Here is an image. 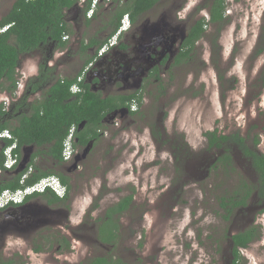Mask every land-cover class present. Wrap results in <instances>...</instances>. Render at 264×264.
I'll list each match as a JSON object with an SVG mask.
<instances>
[{"label": "rangeland", "instance_id": "obj_1", "mask_svg": "<svg viewBox=\"0 0 264 264\" xmlns=\"http://www.w3.org/2000/svg\"><path fill=\"white\" fill-rule=\"evenodd\" d=\"M13 2L0 0V18ZM100 8L104 20L107 12L103 4ZM81 14L76 5L66 13L70 28L79 23ZM225 16L221 26L208 24L189 56L172 69L170 82L167 74L162 78L168 85L164 94L148 88L139 116H123L117 124L110 123L72 172V202L77 210L73 218L80 217L90 194L99 189L98 205L102 206L133 194L130 208L120 216L119 241L108 255L122 257L129 264L230 262L227 235L246 219L242 221L240 212L236 219H227L219 196H228L239 182H254L256 172L234 143L229 144L232 169L215 168L214 158L222 150L207 149L204 133H239L249 148L264 153V0H229ZM203 17L208 18L205 12ZM92 23L90 31H99L96 20ZM81 29L83 39L87 28L81 24L78 33ZM76 37L67 42L69 49L52 51L48 76H73L70 56ZM61 52L64 59L55 64ZM40 57L39 50L20 55L19 81L37 73ZM85 176L91 188H79L85 185ZM260 221L257 240L240 249V264H264V217ZM40 237H33V246ZM86 249L76 242L67 255L51 247L36 252L20 236L0 240V258L12 259L13 264H78L89 257Z\"/></svg>", "mask_w": 264, "mask_h": 264}, {"label": "flooded vegetation", "instance_id": "obj_2", "mask_svg": "<svg viewBox=\"0 0 264 264\" xmlns=\"http://www.w3.org/2000/svg\"><path fill=\"white\" fill-rule=\"evenodd\" d=\"M147 1V7L138 11V6L135 5L134 0H99L96 9L90 17L87 16V12L84 10L86 0L82 4L78 2L76 6L78 9H81L82 14L79 16V23H73L72 28L67 23L66 13L70 12L75 5L73 4L65 8L64 19L68 26V31L62 36L65 45L61 46L58 40L40 43L38 48L31 51L39 50L43 55L38 62L37 73L33 72L26 80L21 78L19 81L17 79V86L13 92L5 90L3 91L4 93L0 92L5 96L1 99L0 104L7 111V114L2 116L3 121H0V123H7L8 126L17 125L20 116L25 113L27 114L31 110L30 103L44 96L48 86L60 77H73L77 75L75 86L77 92L82 89L79 84L82 82L90 90L99 94L101 98L112 99L113 103L118 106L107 113L103 119L102 123L107 126H104V129H100L101 127L98 129V137L90 138L83 146L80 144L78 132L83 130L85 121L80 122L77 128L74 126L71 139L72 153L69 160L63 159L61 162H58L50 161L45 157H36V161L39 162L43 169L54 171L58 178L59 175H63L66 178L68 184H63L59 178L65 187V193L62 197L64 199L49 203L46 200H39V197H32L27 200L24 198L20 203H8L4 205L0 208V240L2 242L3 240L6 241L10 236H20L31 246V250L44 252V250L51 247L52 251L66 255L69 252H73L75 243L79 242L81 245L88 247L85 256L89 257L108 255L115 241L118 243L120 216L130 208L133 197L127 209L122 212L116 210L112 213L111 217H108L106 215L107 209L116 204L121 198L105 206H102L103 204L98 205V201L100 202L99 199L101 198V189H99L96 193L90 194L91 200L86 204L80 217L77 219L73 218L77 210L74 209L72 202L73 194L71 193V188H74L72 182L75 181L72 172L77 171L79 160L87 158L93 146L102 137L110 123L116 122L117 124V120H122L123 116H127L130 119L139 116V109L145 99L144 93L148 88L153 89V91L155 90L156 93L164 94L168 85L162 78L167 74L168 82H170L169 75L173 71L172 69L179 68L186 59L183 53L188 47L186 39L189 30L196 21L203 17L204 12L209 18L212 7L217 2L216 0ZM221 2L225 14L229 0H221ZM101 4L104 5V10L107 12L104 20H101L99 16ZM126 4L132 6V11L134 12L132 18L128 15L126 29L119 33L109 48L99 54L101 46L106 43L109 33L113 28L112 24L116 19L117 9ZM95 13L96 15H94ZM88 20L90 22L86 24ZM94 20L102 27H100L99 31L96 30L97 32L95 31V33L94 30L90 31V27L94 25L92 23ZM81 24L87 28L83 39L81 38L82 29L78 33ZM207 26L208 24L206 28ZM206 28L203 35L206 32ZM104 31H106L105 36L100 37L99 35ZM75 37L77 45L75 44L74 55L70 56L71 60H74L73 76H58L54 79L53 76H48V66H52L48 64L49 59H52L50 58L52 51L58 48H62L61 51L64 48L69 49V46L66 47V44ZM102 40L104 42L98 47ZM91 41L95 42L91 43ZM63 55V52H61L59 58L53 57L56 59L55 64H59L64 59ZM90 56L93 57L88 61ZM138 97H140V102L137 99ZM10 134L12 135L11 132ZM245 141L246 138L244 137ZM49 145L45 144V146ZM4 147L5 141L0 139V151ZM86 147L88 148L84 152ZM37 148L42 149L45 147L32 143L23 145L20 151L22 155H32ZM242 155L252 165L251 157L245 154ZM44 162L49 164L45 165ZM70 162L71 164L67 165ZM30 167L33 172L34 168ZM232 167L233 164L231 162L227 168L231 170ZM14 169L10 170L14 172ZM254 170L256 172V182L254 181L249 184H253L252 187L247 188L248 186H245L247 182L242 181L238 183L236 188L229 189L228 199L231 200L228 202L227 212L225 211L227 219H236L239 214L238 212L242 213V221L246 219L245 224L241 228H237L233 234L246 229L255 234L254 238L244 248H247L251 242L257 240L261 223L260 218L264 217V191L260 189L258 172L255 168ZM84 180L83 183L85 182V185L79 188H91V181L86 176ZM129 194L131 193L126 195ZM242 196H245V204L235 205L233 200L240 199ZM233 234L229 233L230 236ZM40 235L42 241L37 239V245L33 246V237ZM103 237L110 239L111 242L103 241ZM229 242L230 244L232 243L231 241ZM231 248L232 244L230 245ZM232 258L233 256L230 255L229 264H231ZM8 259L5 258L3 260ZM122 259L126 261L124 258ZM126 262L129 264L128 261Z\"/></svg>", "mask_w": 264, "mask_h": 264}, {"label": "trees", "instance_id": "obj_3", "mask_svg": "<svg viewBox=\"0 0 264 264\" xmlns=\"http://www.w3.org/2000/svg\"><path fill=\"white\" fill-rule=\"evenodd\" d=\"M77 0H14L10 9L0 18V26L8 25V28L0 33V92H13L17 86V67L19 65L20 55L26 52H31L38 48L40 43H47L58 40L60 45H65L62 36L68 31V26L64 19V9L72 6ZM216 4L212 7L210 17L205 19L200 18L191 27L188 32L186 43L188 47L183 53L184 57L189 56V53L194 49L195 42L203 35L206 25L218 24L221 26L225 23L226 17L221 0H216ZM91 0H86L84 10H88ZM135 5L138 6V11L145 9L148 5L147 0H134ZM130 15L132 18L134 12L132 6L126 4L121 6L116 11V19L113 21L112 30L109 36L115 34L120 26L121 19L124 14ZM96 15V13L94 14ZM90 20L86 21L88 24ZM219 29V27H218ZM220 30V29H219ZM95 41H91L94 43ZM102 40L98 47L102 45ZM215 43V42H214ZM213 43V44H214ZM264 44V38L263 42ZM102 47V46H101ZM85 48V46H83ZM93 56H90L88 61ZM77 83V75L73 77L58 78L55 82L50 84L44 96L32 101L31 110L23 114L19 118L17 125L8 126L7 123H0V132L9 129L13 138L6 139L5 146L16 141V148L13 150L19 158H22L20 151L23 145L34 143L37 146L45 148H37L36 151L30 155V161L25 169L19 173H14L12 170L4 169L5 156L3 150L0 151V193L4 189L15 190L24 185H32L42 177L48 175H57L54 171L43 169L39 162L38 156L48 158L50 161L61 162L63 143L68 134L69 129L74 125L76 128L78 124L85 121L83 130L78 132L80 144L85 145L90 138L98 137V129H104L106 124H103V119L107 113L111 112L118 106L113 103L112 99H104L92 90L87 85L80 82L82 89L79 92L72 93L71 86ZM140 102V97L137 98ZM7 111L0 104V121ZM7 129V130H8ZM8 130V131H9ZM93 132V133H92ZM207 149L222 150L214 158L215 168L222 166L227 169L228 164L233 163V149L230 148V143H234L239 147L241 152L249 155L252 160V166L258 172V183L264 191V153H260L248 147L244 142V137L239 133L232 134H218L216 130L206 131ZM256 139L254 144H257ZM45 144H50L45 146ZM32 166L34 171L26 178L24 184L20 183V177L28 167ZM59 175V174H58ZM63 184H68L63 175H59ZM246 183L245 186L250 188L253 184ZM249 194V191H248ZM247 195V193H246ZM245 195V196H246ZM233 200L235 205L245 204L244 198ZM32 197H40L47 202H56L63 200L53 190L47 188L43 192H36L32 195H27L26 200ZM133 194L122 197L116 204L109 207L106 211L108 217L116 210L122 212L127 209L132 200ZM219 205L223 211L227 212V205L231 199L228 196H219ZM254 233L247 229L240 231L232 236L227 237L232 242L230 253L233 256L231 264H240L241 259L240 249L244 248L249 241L254 238ZM105 242H111L110 239L102 238ZM0 264H13L12 259L3 260L0 258ZM80 264H128L122 258L111 255H102L86 258Z\"/></svg>", "mask_w": 264, "mask_h": 264}, {"label": "built area", "instance_id": "obj_4", "mask_svg": "<svg viewBox=\"0 0 264 264\" xmlns=\"http://www.w3.org/2000/svg\"><path fill=\"white\" fill-rule=\"evenodd\" d=\"M98 1L99 0L91 1V7L87 11L88 17H90L93 14L94 10L96 9V6L98 5ZM78 2L82 4L83 2H85V0H78ZM127 25H128V18L127 15L125 14L121 20L120 27L115 32V34L112 35L111 38L108 39L106 43L102 45V47L99 50V54L104 50H106L107 48H109L114 43L116 37L119 35L121 31H123L127 27ZM7 28L8 25L0 26V33L4 32ZM73 131H74V126H72L69 129L63 144L62 157L64 160H69L71 158V153H72L71 139H72ZM4 137H10L8 130H3L0 132V138H4ZM11 146H13V144ZM10 148H11L10 146L4 148V155H5L4 169L6 170H10L16 167L20 160L17 154L11 153ZM1 171L2 170H0V173ZM31 172H32V168L28 167V169L24 173H22L20 177L21 184H24L26 178L30 175ZM48 185H50L52 187L51 189L59 196H61L64 193V189L59 184V181L56 177L53 178V177L45 176L32 185H24L23 187H19L15 190H11V189L2 190L0 193V207L6 202H10V201L13 203H20L21 201H23L26 195H30L35 192H43L44 190H46Z\"/></svg>", "mask_w": 264, "mask_h": 264}, {"label": "clouds", "instance_id": "obj_5", "mask_svg": "<svg viewBox=\"0 0 264 264\" xmlns=\"http://www.w3.org/2000/svg\"><path fill=\"white\" fill-rule=\"evenodd\" d=\"M124 15H125V14H124ZM124 15H123V16H124ZM126 15H127V18H129V16H128L127 13H126ZM122 18H123V17H122ZM121 20H122V19H121ZM120 25H121V22H120ZM119 27H120V26H119ZM119 27H118V28H119ZM125 29H126V28H125ZM125 29H124V30H125ZM113 35H114V34H113ZM110 38H111V36H110L108 39H110ZM108 39H107V40H108ZM75 86H76V83H74V84L72 85V87L70 88V90H71L73 93L77 92V88H75ZM73 126H74V125H73ZM5 130H7V129H5ZM8 132H9V131H8ZM9 134H10V132H9ZM4 138H6V139L9 140V139H11V138H13V137H12V135L10 134V137H4ZM0 139H3V138H0ZM64 141H65V140H64ZM12 144H13V146H11ZM63 144H64V143H63ZM9 146L11 147V148H10L11 153H13V150L16 148V141L12 142L11 144H9V145H7V146H5V147H9ZM5 147H4V148H5ZM3 154H4V149H3ZM13 154H14V153H13ZM4 156H5V155H4ZM62 158H63V157H62ZM20 160H21V159H20ZM20 160H19V162H20ZM18 164H19V163H18ZM18 164H17V166H18ZM17 166H16V167H17ZM16 167H14V168H16ZM14 168H12V169H14ZM46 177H53V178L56 177V178L58 179V181H59V184H60V185L62 186V188L64 189V193H65V187L63 186V184L60 182L59 178H58L56 175H53V174H52V175H48V176H46ZM47 188L51 189L52 187H51L50 185H48ZM47 188H46V189H47ZM51 190H52V189H51ZM64 193H63L61 196H59L57 193H56V194H57L59 197H63V196H64ZM30 195H31V194H30ZM26 196H27V195H26ZM26 196H25L24 198H26ZM21 202H22V201H21ZM8 203H13V202H11V201H10V202H6V203L3 204L0 208H2L4 205H6V204H8Z\"/></svg>", "mask_w": 264, "mask_h": 264}, {"label": "water", "instance_id": "obj_6", "mask_svg": "<svg viewBox=\"0 0 264 264\" xmlns=\"http://www.w3.org/2000/svg\"><path fill=\"white\" fill-rule=\"evenodd\" d=\"M87 148L88 147L84 149V152L86 151ZM29 161H30V154H23L18 166L14 169V173L16 174V173L23 171Z\"/></svg>", "mask_w": 264, "mask_h": 264}, {"label": "crops", "instance_id": "obj_7", "mask_svg": "<svg viewBox=\"0 0 264 264\" xmlns=\"http://www.w3.org/2000/svg\"><path fill=\"white\" fill-rule=\"evenodd\" d=\"M76 4H78V0H77V1H75L74 5H76ZM79 4H80V3H79Z\"/></svg>", "mask_w": 264, "mask_h": 264}, {"label": "bare ground", "instance_id": "obj_8", "mask_svg": "<svg viewBox=\"0 0 264 264\" xmlns=\"http://www.w3.org/2000/svg\"><path fill=\"white\" fill-rule=\"evenodd\" d=\"M91 1H92V0H91ZM90 7H91V2H90V6H89L88 10L90 9ZM88 10H87V11H88ZM87 11H86V12H87Z\"/></svg>", "mask_w": 264, "mask_h": 264}]
</instances>
